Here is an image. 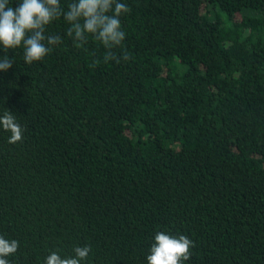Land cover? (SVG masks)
<instances>
[{"label": "trees", "instance_id": "obj_1", "mask_svg": "<svg viewBox=\"0 0 264 264\" xmlns=\"http://www.w3.org/2000/svg\"><path fill=\"white\" fill-rule=\"evenodd\" d=\"M119 2L128 61L77 47L63 17L42 61L8 53L0 116L24 131L0 126L6 259L148 264L165 232L194 242L182 264H264V0Z\"/></svg>", "mask_w": 264, "mask_h": 264}, {"label": "clouds", "instance_id": "obj_2", "mask_svg": "<svg viewBox=\"0 0 264 264\" xmlns=\"http://www.w3.org/2000/svg\"><path fill=\"white\" fill-rule=\"evenodd\" d=\"M128 12L127 5L119 0H71L66 10L60 0H18L15 7L12 0H0V48L3 50L0 72L13 67L14 60L8 55L10 50L23 48L24 60L31 65L42 61L54 46L61 44L60 35L46 34L48 26L61 17L69 26L66 35L77 47L84 48L91 37L106 50L104 63L128 61L130 54L123 50L126 33L120 20ZM95 62L100 63L99 60ZM0 126L11 133L9 144L22 141L24 130L7 109L0 116ZM154 239L147 256L148 264H182L190 260L194 242L186 235L173 237L157 232ZM18 247V241L0 236V264H9L6 257L15 254ZM90 252L89 246L75 247L70 257L62 258L58 252H52L46 264H83Z\"/></svg>", "mask_w": 264, "mask_h": 264}]
</instances>
